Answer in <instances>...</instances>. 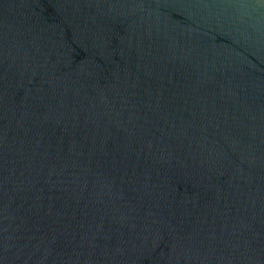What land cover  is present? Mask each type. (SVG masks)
I'll use <instances>...</instances> for the list:
<instances>
[{
  "label": "water",
  "instance_id": "1",
  "mask_svg": "<svg viewBox=\"0 0 264 264\" xmlns=\"http://www.w3.org/2000/svg\"><path fill=\"white\" fill-rule=\"evenodd\" d=\"M0 264H264V0H0Z\"/></svg>",
  "mask_w": 264,
  "mask_h": 264
}]
</instances>
